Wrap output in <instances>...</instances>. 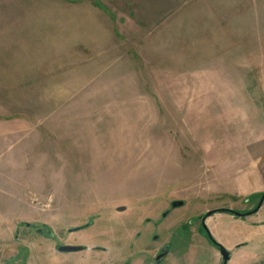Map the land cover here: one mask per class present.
<instances>
[{"label":"rangeland","instance_id":"rangeland-1","mask_svg":"<svg viewBox=\"0 0 264 264\" xmlns=\"http://www.w3.org/2000/svg\"><path fill=\"white\" fill-rule=\"evenodd\" d=\"M256 163L264 0H0L3 261L74 240L105 251L54 264L262 263L264 192L236 193ZM213 209L246 214L207 233Z\"/></svg>","mask_w":264,"mask_h":264},{"label":"flooded vegetation","instance_id":"flooded-vegetation-1","mask_svg":"<svg viewBox=\"0 0 264 264\" xmlns=\"http://www.w3.org/2000/svg\"><path fill=\"white\" fill-rule=\"evenodd\" d=\"M90 223L91 222H89V223L87 222V223H85L79 227H76L74 229V231H70L69 233H72V232L78 231L82 228H85L86 226H89ZM201 223H202V217H201ZM30 231L34 232L36 235H39L45 239H51V240L55 239L54 235L50 229H49V231H46V229H45V231H42L41 228H34V229H30ZM64 245L81 246V248L77 249V250H60L59 247L64 246ZM17 247H19L18 250L16 249V252L18 254L15 255V256H17V258L13 261V264H30L29 262H31V259H32L31 258V249H30L31 245H29L27 243L23 244L20 242V243H18ZM162 247H163L162 250L160 248L154 254V258H155L154 264H159V262H160V261L159 262L156 261V256L159 253L166 251V249L169 248L168 245H164ZM0 249H1V247H0ZM54 249L55 250L48 251V253H49L48 257L50 258L47 261L48 264H54L55 261L53 260V256L56 255L55 253H60V254L67 256V255H71L73 253H80L82 251H89V252H92V251L103 252V251H105V249L103 247H101L100 245L89 246V245H85L84 243H78L74 240H73V242L70 241V242H65V243H61V244H54ZM0 252H2V251L0 250ZM3 257H4L3 255H0V264H11V262L8 260L3 261V259H4ZM92 257H93L92 259L94 261V264H99V261L101 259V255L100 254H93ZM221 262L224 264V260H223L222 255H221Z\"/></svg>","mask_w":264,"mask_h":264},{"label":"crops","instance_id":"crops-1","mask_svg":"<svg viewBox=\"0 0 264 264\" xmlns=\"http://www.w3.org/2000/svg\"><path fill=\"white\" fill-rule=\"evenodd\" d=\"M251 168L252 169L250 171L245 173L244 180H243L242 184L240 185V187H238V189L236 190V193H239V191L246 192L247 190H250V189L253 191L264 192V166L256 163V164L252 165ZM226 192L235 194L232 191H226ZM206 218L208 220V216ZM205 225H207V221H206ZM206 228H207V226H206ZM166 251L168 253L169 248L166 249ZM215 258H216L218 263H219V261H221V254H220L219 250H217L215 252ZM226 262L224 264H226ZM249 264H264V262H262V263L261 262H256V263L250 262Z\"/></svg>","mask_w":264,"mask_h":264},{"label":"water","instance_id":"water-1","mask_svg":"<svg viewBox=\"0 0 264 264\" xmlns=\"http://www.w3.org/2000/svg\"><path fill=\"white\" fill-rule=\"evenodd\" d=\"M262 202H264V194L261 195V198L258 201L257 205L253 209L249 210L247 213H252V212L257 211L259 209V207L261 206ZM183 203L184 202L182 200H175V201L171 202V207L180 206ZM117 209L118 210H122V209H124V206H120ZM227 210H229L232 214L238 215V216L246 214V213L236 212V211H233L231 209H227ZM216 211H220V209L209 210V211H207L205 213V215L202 216V225L204 226L203 228L206 230L207 233H209V232H208V230L206 228V225H205V219H206L207 216L211 215L212 213H214ZM162 215L165 216L166 215V211H164ZM218 247H219L220 254L222 255L224 263H225L227 261L228 257H229L228 251H226L224 249V247L221 246V245H218ZM59 248H60V250H77V249H80L81 246L64 245V246H61ZM166 254H167V251H163V252L159 253L156 256V261L161 260V258H163Z\"/></svg>","mask_w":264,"mask_h":264},{"label":"trees","instance_id":"trees-1","mask_svg":"<svg viewBox=\"0 0 264 264\" xmlns=\"http://www.w3.org/2000/svg\"><path fill=\"white\" fill-rule=\"evenodd\" d=\"M220 210H227V209H220ZM227 211H229V210H227Z\"/></svg>","mask_w":264,"mask_h":264}]
</instances>
